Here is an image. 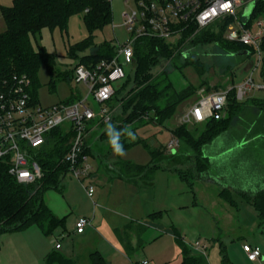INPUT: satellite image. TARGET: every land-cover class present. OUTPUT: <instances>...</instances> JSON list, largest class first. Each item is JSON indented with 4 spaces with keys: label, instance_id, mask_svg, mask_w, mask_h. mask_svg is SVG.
I'll return each mask as SVG.
<instances>
[{
    "label": "rangeland",
    "instance_id": "1",
    "mask_svg": "<svg viewBox=\"0 0 264 264\" xmlns=\"http://www.w3.org/2000/svg\"><path fill=\"white\" fill-rule=\"evenodd\" d=\"M13 1L0 0V33L6 30L2 9L10 7ZM111 5L113 13L112 23L107 25L103 30H97L94 33L96 45L108 41L118 46L129 38L130 34L125 26H123V13L129 8H133V1L130 0L126 4L125 0H111ZM258 19L261 18H253V22H257ZM210 28L214 29L216 26L213 25ZM88 36L89 32L83 21V14H74L70 17L66 30L44 28L40 34L32 37L35 48L44 46L56 58L57 72L54 76L50 74L46 66H42L38 72L39 87L37 99L43 107H50L59 102L72 101L78 97L85 98L89 96L87 102L96 112L100 110L101 106L111 109L110 104L100 105L96 102L93 96L89 94V89L86 85L76 82L75 75L73 76L74 66L83 55L91 53V49L88 48L84 51L79 50L71 53V48ZM190 49L193 56H199L207 62L206 67L208 71L204 75V78H200L195 67L186 66L182 71L173 70L170 62L156 67L154 72H158L162 68L168 69L171 71L170 76L172 80L180 89L190 83L199 85L201 81H206V85L201 88L206 91L215 90V86L219 89L232 86L231 77L225 72V68L226 64L233 66L238 62L237 60L229 59L226 62L223 61L219 49L214 45L201 48L191 47ZM257 60V55H251L234 67L233 80L235 85L241 83L248 75L249 63H257ZM125 70L127 75L133 76L134 68L131 65L126 66ZM60 72H68L72 76V79L64 78ZM253 75L257 82L263 81L261 66L258 67V70L254 71ZM122 83H115V86L120 87ZM207 87H210L211 90H208ZM256 94L264 99V90H258ZM199 97L198 91V93L182 103L175 114L163 124L149 123L138 126L132 132L135 135V140H132L129 136H127V140L139 143L124 148L123 155H117L114 152L110 139L99 138L97 145L93 149V154L89 153L88 158V163L93 167V173L97 175L96 178H92L91 175L89 178H83L80 181L71 177L70 174L64 176L62 184L64 189L67 190L66 196L68 197L65 200L71 207L65 217L64 224L59 226L51 235L52 238L60 239V242L64 246L60 250L62 254L74 257L80 252L82 255H79L80 259L78 262L80 264H92L89 252L95 248L93 247L94 241L81 245L74 235L72 237V229L78 218L83 215L92 217L93 210H95L98 212L97 221L104 220V226L97 228L96 235L103 241V255L105 258L109 256L108 260L111 264H141L145 259L150 264H180L181 252L172 233L173 227L181 232L189 248H191V244L196 240L209 244L205 252L209 264H222L221 245L225 246L228 259L233 264H251L242 256L241 246L245 241L253 243L254 227L250 226V221L246 224L245 220H242V223L229 217V214L232 215L238 212L217 196V184L202 189L195 173L191 170V161L187 157L177 156V158L171 161L168 159L162 162L161 167L164 168L163 166H165L166 169L173 168L175 171L186 172L192 186L189 185L188 181L182 180L180 176L177 177L176 174L171 176V178H167L165 172L160 173V176L157 178L158 182L155 190L149 188L142 191L138 186L128 185L118 178L111 179V176L119 177L122 163L126 161L138 165H146L152 160L149 149L144 145L145 143L150 148L163 149L167 152V145L173 136L172 130L177 126L184 124L189 128L203 129L205 123L185 122L183 120L185 113ZM250 105V103L244 104V112L234 119L228 131L219 135L211 143L220 145L222 142L218 141L221 139H235L247 133L250 134V138L256 136L264 138L262 134H259L260 132L258 133L259 129L256 128L258 117H255L254 113L247 108ZM112 109V116L121 113L119 106H115ZM90 125L99 126L98 135H101L105 131V127L101 125V121L94 120L90 122ZM253 145L248 148L250 150L252 146L253 148H258V155L262 156L264 154V144ZM178 151H180V148L172 154L175 155ZM100 154H102V157ZM166 156H163V158ZM111 166L117 169L114 170ZM90 184L95 188L93 197H89L85 189ZM140 191L142 192L140 193ZM194 191L197 192V198L193 194ZM107 198L108 201L106 202ZM238 198L244 199L241 196ZM46 199L50 208L56 212H64V209L67 207L62 192L54 189L48 190L46 192ZM242 199L240 200V205L245 203ZM153 206L162 208V211L160 210L161 213H158L157 218L154 219L157 225H151L149 222L150 220L153 221V219L149 220V217H147L148 213L152 212ZM102 214L105 216L103 217ZM146 220L149 222L147 223ZM127 223H132L133 228L128 229V233L125 232L126 240L129 239L131 233L135 234V230L140 225L150 224L141 236V246L136 247V249L132 248L134 251L129 254L125 250H123L124 252L122 251L116 233L113 234V232L108 231L111 224L122 229ZM31 227L33 229L38 228L36 225ZM25 231L0 235V246L3 249L0 253L2 261L0 264H11V260H13V263L16 262L12 248L20 250L24 258L23 264H27V261H29L27 255L31 253L30 248L25 245L26 242L27 244L29 243L25 238ZM60 235L62 236L59 237Z\"/></svg>",
    "mask_w": 264,
    "mask_h": 264
},
{
    "label": "trees",
    "instance_id": "2",
    "mask_svg": "<svg viewBox=\"0 0 264 264\" xmlns=\"http://www.w3.org/2000/svg\"><path fill=\"white\" fill-rule=\"evenodd\" d=\"M74 14H83V21L89 36L73 45L70 52L84 51L89 48L91 53L79 59L73 68V76L78 65L92 67L102 60H112L117 53L115 45L108 41L96 45L94 41V33L112 23L111 0H14L10 7L2 9L6 30L0 33V85L14 75H26L30 81L29 92L32 99L39 103L37 99L38 72L42 66H46L50 74L54 76L57 72V65L55 55L44 46L35 48L32 37H36L44 28L66 30L69 19ZM252 18L264 19V0L256 1ZM223 31L224 27H221L218 32L215 28L209 27L195 34V28L191 27L183 33L177 43H171L158 37H139L134 44V61L131 64L134 68L133 76L126 75L108 103L111 108L119 106L121 113L113 115L109 122H101L105 131L99 138L110 139L108 125L111 124L113 126L111 135L119 136V143L123 145V149L135 145L139 142L127 140L129 130L135 131L141 124L165 123L182 103L198 93L206 85V81H201L199 85L190 83L180 89L172 80L171 71L168 69L162 68L154 72L156 67L170 62L173 70L182 71L186 66L195 67L200 78H204L208 71L207 62L199 56H193L190 51L191 47L201 48L214 45L219 49L223 61L237 60L238 62L233 66L226 64L225 68V72L231 77L232 85L235 86L234 67L246 60L252 53L246 55L250 49L245 45L225 40ZM193 35L194 38H191ZM189 38L191 39L188 41ZM187 42L190 46H187ZM261 49L263 52L261 77L264 81V38ZM60 74L66 79H72L68 72H60ZM214 88L219 89L217 86ZM207 89L211 90L210 87ZM81 98L59 103H72ZM253 101L258 103L254 105L259 110L256 128L259 129L258 132L262 129L260 134L264 137V99ZM243 110L244 103L237 101L236 90L233 88L228 95L225 117L205 122L201 130L189 128L184 124L172 130V135L177 137L182 144L180 151L175 155L184 158L194 157L191 170L197 179L204 180L209 169L208 159L203 156L202 149L228 130L234 119L244 112ZM130 125L132 126L128 129ZM71 127V124H65L51 130L46 144L37 151L35 159L43 175L36 182L19 183L4 170L0 163V235L36 225L45 235L50 236L64 224V219L58 217L47 205L45 193L51 189L63 192L62 179L68 171V165L63 163V158L69 151L73 138ZM144 145L149 149L152 160L146 165H138L129 161L122 163L120 177L132 182L138 181L142 177L151 178L161 168L164 161L162 157L168 153L163 149L150 148L146 143ZM92 150L88 142L84 154L89 156ZM177 172L182 180L188 181L192 186L186 172ZM238 194L255 208L260 221L264 223V189L255 193L239 192ZM220 196L230 205H237L230 189H222ZM158 213L161 211L150 214V218H157ZM173 236L181 252L180 264H209L206 256L192 252L181 232L174 227ZM119 237L123 242L124 236L120 234ZM221 254L222 264H231L226 248L222 245ZM89 258L92 264H109L97 250L92 251ZM45 262L46 264H80L77 259L62 254L59 249L50 252Z\"/></svg>",
    "mask_w": 264,
    "mask_h": 264
},
{
    "label": "built area",
    "instance_id": "3",
    "mask_svg": "<svg viewBox=\"0 0 264 264\" xmlns=\"http://www.w3.org/2000/svg\"><path fill=\"white\" fill-rule=\"evenodd\" d=\"M133 8L123 13V26L129 32V38L116 47V56L112 60H102L92 67L78 65L75 80L84 83L96 102L108 104L118 87L126 78L125 67L134 61V44L139 37H158L177 43L183 33L191 27L195 34L213 25L215 31L224 27L223 38L229 42L245 45L246 55H257V63L250 62L248 75L235 86L221 89L199 91L200 97L185 113V122L205 123L212 119L225 117L229 92L235 88L236 99L243 102L258 90H264V81L255 79L253 73L261 66L264 38V19L253 22L252 14L246 15V8L257 0H132ZM130 0H125L128 4ZM253 22V23H252ZM194 38V35L191 37ZM189 38L188 41L191 39ZM187 46H190L188 44ZM193 48V47H192ZM30 81L26 75H14L0 85V163L4 170L19 183L30 184L39 180L43 173L35 155L47 141L51 130L65 124L72 125L73 138L69 151L63 158L68 165L71 177L82 181L93 174L88 163L89 156L84 154L89 137L95 126L90 122L97 120L109 122L113 109L101 106L96 112L88 104V97L72 103H57L43 107L33 101L29 92ZM181 146L180 140L172 136L167 145V153L172 154ZM1 174V170H0ZM89 197H93L92 184L86 188ZM92 220L80 217L75 224L76 233H83ZM209 244L196 240L191 244L194 254L206 256ZM56 249L61 248L57 242ZM249 261H258L262 256L259 246L243 245ZM207 257V256H206ZM141 264H150L143 260Z\"/></svg>",
    "mask_w": 264,
    "mask_h": 264
},
{
    "label": "crops",
    "instance_id": "4",
    "mask_svg": "<svg viewBox=\"0 0 264 264\" xmlns=\"http://www.w3.org/2000/svg\"><path fill=\"white\" fill-rule=\"evenodd\" d=\"M262 99H263V97H259L255 92L253 95H251L248 99H246L242 103H244V104L250 103L251 105L248 106L247 108H249V111L254 113L255 117H258L257 114L259 113V110H257L256 106L254 105V103L255 104H258V103H256V101H253V100L260 101ZM247 108H246V110H247ZM92 126L93 127L95 126L96 128H94L92 130L90 137H89V141L92 139L93 135L95 133H97L98 128H99V126H96V125H92ZM227 131L228 130H226L225 132H227ZM225 132H223V133H225ZM260 133H262V129L260 130ZM249 135L250 134L247 133V134H245L239 138H235V139L234 138H232V139L231 138L230 139H221L218 141V142H222L220 145L219 144L216 145V143L207 144L202 149V154L204 157H206L208 159V162H209L208 173H207V176L204 180H201V179H197V180L199 182V185L202 187V189L204 187L208 188L209 186L211 187V186H214L215 184H217L218 185L217 196L219 198H221L222 200H224L220 196V192L222 189L227 188V189H230V191H232V193L236 199L237 205L232 206L228 202H226L225 200L224 201L226 203H228L232 208H234L236 210V212H238V213L232 214V215L229 214V217L233 218L234 220H237L238 222H242V223H243L242 220H245L246 224L248 221H250V226L254 227L253 229H255V232L253 234V240H252L253 243L245 241L241 246V254L245 258V260H247L251 264H264V223H262L260 221V216H259L258 212L255 210V208L250 203H248L246 200H244L242 198H240V199L238 198V197H240V195L238 194L239 192L255 193V192H258L259 190L264 189V154L262 156H259L258 155V148H253V146H254L253 144H255V146H257L261 143L264 144V138L257 137V136L250 138ZM97 143H98V140H97L96 144ZM251 145H253V146L250 150L248 147ZM91 154H93V150H92ZM100 156L102 157V154H100ZM175 158H177V155L167 154V156L164 157L163 160L167 161L168 159H170L169 161H171V160H174ZM187 158L190 159V161H191L190 163L193 165L194 164V157L188 156ZM111 167L114 170L117 169L114 166H111ZM163 167L164 168L161 167L159 170H157L151 176V178L142 177L138 181H133V182L126 180L120 176L119 177L111 176V179L113 180V178L114 179L118 178L120 181H122L123 183L125 182L128 185L138 186L142 191H145L149 188L155 190V188L157 186V182H158L157 178L160 176V173L165 172L167 178H171V176H174V174H176L177 177L179 176L178 172L175 171V169H173V168L172 169H166L165 166H163ZM96 177H97V175H95L93 173L92 178H96ZM174 185H176V184H174ZM142 191H140V193ZM66 192H67V190L63 189L62 194H63L64 200L67 197ZM193 194L197 198V192L194 191ZM236 196H238V197H236ZM241 199H242V201H245V203H242V205H240ZM45 201L47 203L46 193H45ZM107 201H108V198H107L106 202ZM65 202L67 203L66 200H65ZM47 205H48V203H47ZM153 205H155V204H153ZM70 207L71 206L67 203V207L64 209V212H61L62 214L60 212L54 211L52 208H50V209L58 217L63 218L65 221V217L69 213ZM154 207H156V208H154ZM161 209L158 208L157 206H153L152 212H149L148 216H147V217H149V220L153 219V221L150 220V222H149L148 220H146L147 223L149 222L151 225H157L154 222V219H156V218H150V214L160 212ZM97 214H98V212L93 210V216L92 217H90L89 215H83V216L89 217L92 220V225L88 226L83 233H76L75 226H74L72 229V231H73L72 237L74 235L77 238V240H79L81 245H84L85 243H89L90 241H94L93 247H95V248H94V250H91L89 252V254L92 251L97 250L103 255L104 254L103 253L104 250L102 248L103 241L97 237L96 232H97V228H101L104 226V220L97 221ZM102 215H103V217L105 216L104 214H102ZM126 218H127V216H126ZM150 224L140 225V227L135 230L136 231L135 234L131 233L128 240L125 239V232L128 231V229L133 228L132 223L125 224L124 228H122V229H120L118 226H114L113 224H111V227L108 228V231L113 232V234L116 233L117 238L119 240V246H121L122 251L125 250V252H127L129 254L131 252L133 253L134 250H132V248L136 249V247L141 246L140 245L142 243L141 236L144 233V231L146 230L147 226H149ZM30 227H28V228H30ZM28 228L24 229V230H26L25 231V238L29 242L28 243L29 245L27 244V242L25 243V241H24V243L26 246H28L30 248V253H31V254L27 255V257H28L27 259L29 260V261H27V264H46V262H45L46 256L50 252H52L56 249L55 245L57 242H60V239L59 238L58 239L52 238L51 235L50 236L45 235L39 227L37 229H33L32 227H31L32 229L31 228L28 229ZM21 231H23V230H21ZM172 233H173V231H172ZM120 234H122L124 236L123 242L121 241V239L119 237ZM61 236L62 235H60L59 237H61ZM135 241H136V243H135ZM244 244H250L252 246H259L261 248V251H262L261 258L255 262L249 261L246 253L243 251V245ZM63 248H64V246L61 243V248L59 249V251L62 250ZM12 250L14 252L16 262L13 263V260H11V264H23L24 258L22 256L20 250L18 248L16 250H14V248H12ZM2 251H3V249L0 246V253ZM79 251H80V249H79ZM79 255H82V254L79 252V254L77 256L75 255L73 258L79 260L80 259ZM83 255H84V253H83ZM106 259L109 262V260H108L109 256H106ZM0 262H2L1 257H0ZM230 263L233 264L232 262H230ZM109 264H111V263L109 262Z\"/></svg>",
    "mask_w": 264,
    "mask_h": 264
},
{
    "label": "clouds",
    "instance_id": "5",
    "mask_svg": "<svg viewBox=\"0 0 264 264\" xmlns=\"http://www.w3.org/2000/svg\"><path fill=\"white\" fill-rule=\"evenodd\" d=\"M113 126L111 124L108 125L109 136H110V143L113 146V150L117 155H123V145L119 143V136L111 135V129ZM127 135L132 139L135 140V135L130 130L127 132Z\"/></svg>",
    "mask_w": 264,
    "mask_h": 264
},
{
    "label": "water",
    "instance_id": "6",
    "mask_svg": "<svg viewBox=\"0 0 264 264\" xmlns=\"http://www.w3.org/2000/svg\"><path fill=\"white\" fill-rule=\"evenodd\" d=\"M254 9V4H251L249 7L246 8V15H251ZM100 134L98 135L97 133H95L92 137V139L89 141V146L92 147V149L95 148V146L97 145L96 142L99 139Z\"/></svg>",
    "mask_w": 264,
    "mask_h": 264
}]
</instances>
